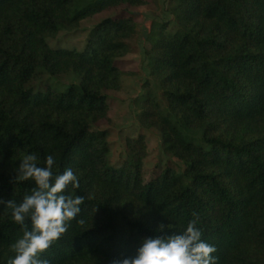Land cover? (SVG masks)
<instances>
[{
    "label": "trees",
    "instance_id": "16d2710c",
    "mask_svg": "<svg viewBox=\"0 0 264 264\" xmlns=\"http://www.w3.org/2000/svg\"><path fill=\"white\" fill-rule=\"evenodd\" d=\"M146 4L0 0V201L19 204L36 187L13 181L25 155L39 167L52 155L53 177L70 168L78 178L63 194L84 199L40 255L49 264H112L194 218L216 264H264V0H169L171 19L151 24L137 121L141 132L160 133L162 152L181 168L165 166L148 182L143 133L127 137L125 157L111 164L109 132L97 127L108 121L105 92L122 87L117 63L134 53L137 16L121 10L101 20L79 52L47 42L93 16ZM69 74L78 82L64 91L33 86L38 76ZM22 235L0 203V264Z\"/></svg>",
    "mask_w": 264,
    "mask_h": 264
},
{
    "label": "clouds",
    "instance_id": "9594fccd",
    "mask_svg": "<svg viewBox=\"0 0 264 264\" xmlns=\"http://www.w3.org/2000/svg\"><path fill=\"white\" fill-rule=\"evenodd\" d=\"M36 161L35 154L25 155L13 180H33L36 187L32 193L25 195L19 204L13 200L0 201L11 209L13 221L23 231L22 237L10 246L14 257L8 264H49L40 255L67 232L83 203V197L63 194L69 185L78 187V178L70 168L53 177L52 155L46 157V167L37 166ZM26 219L31 222L30 230L25 224ZM196 224L194 218L181 234L144 238L134 257L113 260L112 264H216L212 255L216 248L201 239L202 233ZM166 229L168 225L160 224L157 230L163 232Z\"/></svg>",
    "mask_w": 264,
    "mask_h": 264
},
{
    "label": "rangeland",
    "instance_id": "374dc122",
    "mask_svg": "<svg viewBox=\"0 0 264 264\" xmlns=\"http://www.w3.org/2000/svg\"><path fill=\"white\" fill-rule=\"evenodd\" d=\"M147 4L143 7L131 8L121 7L111 12L102 13L82 21L77 28L64 30L47 40L50 47L72 49L82 51L85 46L88 32L101 20L117 15L121 10L134 13L138 18L140 34L134 43V53L128 54L119 60L117 65L124 72L122 87L119 91H106L107 103L109 105L108 121L98 124L101 130L109 132L108 142L110 144L109 161L111 164L120 162L126 154L125 139L135 138L141 132L137 121L139 107L135 101L141 97L146 90L143 88L145 81L149 78L145 50L148 47L145 39L153 22H167L171 19L167 8L169 0H145ZM47 76H38L33 81L36 89L45 90L47 84L52 89L64 91L71 83H77L78 78L74 74L51 79ZM158 93L156 87L152 88ZM146 145V159L143 164V181L148 182L159 170L165 166L181 168V163L170 159L162 152L161 135L154 129L143 130ZM198 136V135H195Z\"/></svg>",
    "mask_w": 264,
    "mask_h": 264
}]
</instances>
